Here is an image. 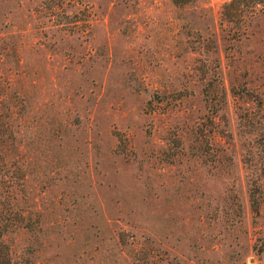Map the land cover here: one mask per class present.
<instances>
[{
  "label": "rangeland",
  "instance_id": "rangeland-1",
  "mask_svg": "<svg viewBox=\"0 0 264 264\" xmlns=\"http://www.w3.org/2000/svg\"><path fill=\"white\" fill-rule=\"evenodd\" d=\"M0 0V264H264V0Z\"/></svg>",
  "mask_w": 264,
  "mask_h": 264
},
{
  "label": "trees",
  "instance_id": "trees-1",
  "mask_svg": "<svg viewBox=\"0 0 264 264\" xmlns=\"http://www.w3.org/2000/svg\"><path fill=\"white\" fill-rule=\"evenodd\" d=\"M263 0H230L223 6L222 15L229 21L239 20L244 10H251L254 6L262 4ZM6 264H10L9 260Z\"/></svg>",
  "mask_w": 264,
  "mask_h": 264
}]
</instances>
